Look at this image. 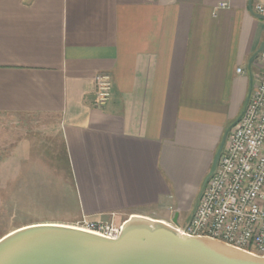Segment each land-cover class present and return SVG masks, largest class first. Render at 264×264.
<instances>
[{
  "label": "crops",
  "instance_id": "obj_1",
  "mask_svg": "<svg viewBox=\"0 0 264 264\" xmlns=\"http://www.w3.org/2000/svg\"><path fill=\"white\" fill-rule=\"evenodd\" d=\"M256 5L0 0V122L14 129L16 162L41 136L58 145L81 213L172 224L247 102L264 41ZM99 73L113 78L100 109Z\"/></svg>",
  "mask_w": 264,
  "mask_h": 264
},
{
  "label": "built area",
  "instance_id": "obj_2",
  "mask_svg": "<svg viewBox=\"0 0 264 264\" xmlns=\"http://www.w3.org/2000/svg\"><path fill=\"white\" fill-rule=\"evenodd\" d=\"M253 12L264 16V5H256ZM255 64L258 70L246 108L229 132L218 166L199 195L191 220L176 228L188 236L211 238L264 256V51ZM94 82L93 104L100 109L112 98L113 78L109 73H99ZM122 225L85 222L74 227L116 239Z\"/></svg>",
  "mask_w": 264,
  "mask_h": 264
},
{
  "label": "water",
  "instance_id": "obj_3",
  "mask_svg": "<svg viewBox=\"0 0 264 264\" xmlns=\"http://www.w3.org/2000/svg\"><path fill=\"white\" fill-rule=\"evenodd\" d=\"M257 17L264 21V16ZM263 51L264 41L249 61V72ZM252 89L253 81L247 102ZM232 127L223 136L204 186L218 166ZM178 218L176 214L168 224L132 216L123 223L116 239L68 225L25 226L0 238V264H264V256L180 232L176 228Z\"/></svg>",
  "mask_w": 264,
  "mask_h": 264
},
{
  "label": "rangeland",
  "instance_id": "obj_4",
  "mask_svg": "<svg viewBox=\"0 0 264 264\" xmlns=\"http://www.w3.org/2000/svg\"><path fill=\"white\" fill-rule=\"evenodd\" d=\"M246 105L247 102L239 115ZM235 122L233 120L229 128ZM12 128L8 123L0 122V238L35 224L79 226L85 222H102L119 226L128 219V216L119 214L90 216L81 213L65 160L56 157L60 150L52 151L58 145L54 146L41 136L29 137L25 158L16 162L17 142ZM196 204L197 201L191 207L183 208L179 225L191 220Z\"/></svg>",
  "mask_w": 264,
  "mask_h": 264
},
{
  "label": "flooded vegetation",
  "instance_id": "obj_5",
  "mask_svg": "<svg viewBox=\"0 0 264 264\" xmlns=\"http://www.w3.org/2000/svg\"><path fill=\"white\" fill-rule=\"evenodd\" d=\"M206 180V179H205ZM205 183V182H204Z\"/></svg>",
  "mask_w": 264,
  "mask_h": 264
}]
</instances>
